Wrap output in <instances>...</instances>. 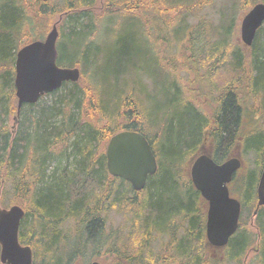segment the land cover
<instances>
[{"label": "trees", "instance_id": "16d2710c", "mask_svg": "<svg viewBox=\"0 0 264 264\" xmlns=\"http://www.w3.org/2000/svg\"><path fill=\"white\" fill-rule=\"evenodd\" d=\"M224 1L214 30L200 18L194 25H182L186 16L215 0H0V190L4 196L8 185V205L24 209L19 241L31 247L33 264H70L75 259L83 263L81 254L90 246L95 257L111 258L108 264H239L254 245L240 219L246 209L260 237L254 262L264 264V206H256L264 135L253 129L237 133L239 118L249 111L241 103L243 90L264 108V26L245 55L231 42L235 18L257 0ZM54 23L57 65H80V77L86 73L91 82H63L45 94L62 90L54 103H25L17 112L16 51L42 39ZM101 30L112 35L111 40H98ZM169 31L180 40L181 60L169 54L156 70L147 71L142 64L147 42L155 46L161 39L169 45ZM154 34L156 39H150ZM204 62V95L211 96L216 88L219 92L210 114L185 94L179 80L182 70L186 83L196 85L198 64ZM220 68L233 78L214 87L212 78ZM147 78L158 93L155 109H145L139 99L140 94L152 97L144 83ZM240 78L242 89H237ZM193 85L186 87L193 92ZM250 108L259 112L261 107ZM9 115L17 118L15 130L7 125ZM146 115L153 120L148 122ZM124 129L142 133L156 149L157 170L139 191L106 169L105 146ZM205 139L214 144L210 156L217 163L233 143H239L243 153L256 154V165L245 169L236 196L241 204L238 229L222 248L206 242L207 203L188 173L189 160ZM52 161L59 163L50 168ZM113 208L128 210L129 236L123 242L116 229H106V214ZM68 219L78 222V247L66 249L59 245L65 236L58 228ZM179 227L182 233L177 235ZM153 233L168 237L157 253L150 248Z\"/></svg>", "mask_w": 264, "mask_h": 264}, {"label": "water", "instance_id": "95a60500", "mask_svg": "<svg viewBox=\"0 0 264 264\" xmlns=\"http://www.w3.org/2000/svg\"><path fill=\"white\" fill-rule=\"evenodd\" d=\"M263 22L264 2L260 1L254 3L242 17L240 38L245 46L252 44ZM57 38L58 30L54 23L43 39L28 42L16 52L13 82L17 112L22 104L37 102L41 96L59 89L63 82L79 79L78 67L57 65ZM105 157L108 173L129 182L136 191L144 188L148 177L157 170L151 145L137 131L124 129L114 133L106 144ZM241 166L239 155L217 163L203 152L191 161V182L207 202L205 237L207 244L213 248L224 247L239 226L241 204L230 195L228 184ZM256 198V206H264V151ZM23 216L24 209L18 204L3 208L0 203L1 264H33L31 247L19 241ZM89 264L102 263L93 260Z\"/></svg>", "mask_w": 264, "mask_h": 264}, {"label": "rangeland", "instance_id": "374dc122", "mask_svg": "<svg viewBox=\"0 0 264 264\" xmlns=\"http://www.w3.org/2000/svg\"><path fill=\"white\" fill-rule=\"evenodd\" d=\"M256 2H260V0L255 1V3ZM224 3H226L224 0H215L214 3L204 7L202 10L198 11L195 15L186 16L185 21H184L185 23L182 26L194 25L196 23V21L200 18V19H204L205 21H207V23H211V25L214 28V26L216 24H218V20L220 18V11L223 8ZM251 6L247 7V9H245V10L238 11V14L236 15V18H235V29H234L232 37H231V42L233 44L239 45L242 48L245 55L249 54L250 47L245 46L241 41L240 24H241V20H242L243 15L247 12V10ZM177 24H179V22ZM263 26H264V23H263ZM102 28H103V26H102ZM215 29H217V28H214V30ZM147 30H148V28H147ZM149 30H152V28H149ZM173 32L174 31H169V34H171L173 37V38H171L173 41H171V44H169V45L165 41L162 43L161 39L155 41V46L150 45L147 42V47H146V52H145L146 57L144 56L143 60H142V64L144 65V68L147 71L156 70L158 62L163 61V58L167 57L169 54L175 55L174 60H176V59L181 60V55L178 54V51L180 52L183 49L179 45L180 40L178 39L179 41H177L175 39V33H173ZM45 35L43 36V38L45 37ZM156 37L157 36L154 34V36L152 35V37L150 39L153 38L155 40ZM103 38L105 41H108V40H111L112 35L106 36V34L101 30V33H99L97 39L103 40ZM150 39L147 38L148 41ZM199 40H200L199 42H204L203 39H199ZM102 50H105V49H102ZM94 51H95V49H94ZM104 53H105V51H101L100 55L103 56ZM204 65H205V62L198 64L199 68L201 69L200 70L201 73L198 74L199 77H197L195 79L196 85H193V83H190V84L186 83L187 73L185 71H182V70L179 72V75H180L179 80H180V82H182L184 84L183 87H185V91H186L185 94L191 100L194 99L195 101L199 102L201 104V107H203L204 110L208 114H210L212 111H214L216 109V98H217L219 92L216 91V90H218L216 88L212 92L211 96L207 97L206 95H204V92L206 91V88H205L206 82L203 80V77L200 78L203 74V69L205 68ZM76 67H78L79 69L81 68L80 65H77ZM84 75H85V77L84 76L79 77V79H78L79 84H83V83L88 84V82H91L89 80L87 82L86 81L87 74L84 73ZM232 78H233V75L229 71H224L220 68V69L216 70V72L212 78L213 79V85L215 87V85H220V84H222V82L228 81ZM241 82H242V78H240V80H239V85H238L239 87L236 86L237 89L238 88L242 89ZM69 83H71V82H69ZM144 83L148 87L149 90H147V91L152 95V97L150 99L149 96L140 94L139 99L142 102V105L145 109H155L157 107V103L159 102L158 93L154 92V89H153V91L150 89V87L153 85H151L148 78L144 79ZM191 85H193L192 88L194 90H197V91L194 92V90H193V92H192V91H190V89L188 87H186V86L191 87ZM61 91L62 90L57 91V93L55 95L52 93L49 95H45V96H43V99L39 98L40 100L38 99V101L39 102H41V101L46 102L47 104L54 103V101L57 99V97L61 93ZM242 92L240 94L241 103L243 104L242 106L243 107L245 106L246 109L249 110L247 112V114L243 115L241 118L240 128H241L242 132L243 131L247 132V131H250L251 129H253V130H256V132L259 131V132L263 133V135H264V108H262V106L259 105L260 102H257L255 100V97L253 96V94L245 91V93L243 95ZM262 101H263V99H262ZM14 103L15 104L17 103V98H15ZM253 105L255 108H257L258 106L261 107V108H259V112L258 111L251 112L250 107H252ZM152 111L156 112L155 110H152ZM148 118H149V120H148ZM16 119H17L16 116H11V115H9L7 118V125L9 127H12L13 130H15L17 128V125H18ZM59 119H60V116H57L55 118L56 121H58ZM147 120H148V122H150V120H153V117L147 116ZM211 123H212V121H211ZM152 135H153V131H151L150 137H152ZM105 148H106V146H105ZM58 149H59V147L56 150H58ZM154 151L156 153L155 148H154ZM64 155H65V152L60 147V152H59L60 157L59 158H60V164H62V165L65 164V160H66V159H64ZM233 157H235V156H233ZM240 158L242 161L243 169L241 168V170L238 171V173L235 175L234 179L231 181L230 185H228L230 194L232 196H235V197L238 194V190L240 188V184L242 181V175H243L245 169L252 168V167H254V165H256L255 164L256 163V161H255L256 154L252 151H248L245 153L242 152ZM191 159L189 160L190 164L192 161ZM70 160H71V158H70ZM52 162L53 163L50 165V168L59 163L58 161H52ZM50 168H49V171H50ZM188 168H189V166H188ZM10 192H11V189L9 188L8 185L5 188L4 196H2V192L0 190V203H1V206L3 208H7L10 206V205H8V199H9V196L11 195ZM13 204H16V203H13ZM13 204H11V205H13ZM206 209H207V206H206ZM127 215H128V210L114 209V208L110 209L106 214V223H107L106 229H109V230H115L116 229L117 234L120 235L119 242L124 241L125 235L129 236V224H128ZM240 219L243 221L244 227L248 231H250L251 234L253 235L254 245L249 250H247L245 252V254L242 256L239 264H256V262H254L255 258H256V255H255L256 251L255 250H256L257 243L259 242L260 237L258 236L257 228L254 224V217L251 213H249V210L246 209V210H243ZM58 229L60 230V235L65 236L64 241L59 243L61 248H63L65 246V248L67 249V247L69 248L73 245H77V247H78V222L77 221H75L74 219L65 220L59 225ZM176 232H177V235L181 234L182 233L181 227L177 228ZM152 235L153 236H151L152 239H151L150 248H151L153 253H157L160 251L162 244L168 239V237L164 234H159V233H153ZM94 251H95L94 248L90 246L86 250H84V252L81 254V259H82L83 263H81V261H78V259H75L72 262H77L80 264H88L90 261L98 260L102 264H108V262L111 260V258L109 259L108 256H105V257L96 256L95 257ZM218 254H220V252H218ZM224 264H238V263L231 262V261H227V262L225 261Z\"/></svg>", "mask_w": 264, "mask_h": 264}, {"label": "flooded vegetation", "instance_id": "af4514ba", "mask_svg": "<svg viewBox=\"0 0 264 264\" xmlns=\"http://www.w3.org/2000/svg\"><path fill=\"white\" fill-rule=\"evenodd\" d=\"M241 105V104H240ZM212 123H214L213 124V127H216V123H215V121L213 120L212 121ZM240 125H241V119L239 118V121H238V124H237V133L238 134H241L242 133V130H241V128H240ZM210 142V143H209ZM234 145H232L231 147H230V150L228 151V153H227V155H226V158L223 160V161H225L226 159H228V158H231V157H233V156H241V153H242V151H241V146H240V144L239 143H233ZM213 147H214V144L211 142V140H209V139H205V143H204V145H201L200 146V148H199V152L196 154V155H194L193 157H191L192 159L193 158H195L197 155H199L200 153H203V152H205V153H207L209 156H210V154H211V151L213 150ZM239 151H238V150ZM211 157V156H210ZM212 158V157H211ZM222 161V162H223ZM221 163V162H220ZM243 167V166H242ZM189 170H190V163H189V168H188V173H189ZM241 169H239L238 171H240ZM238 171L234 174V176H233V178H232V180L234 179V177H235V175L238 173ZM189 177H190V175H189ZM231 180V181H232ZM231 183V182H230ZM230 185V184H229Z\"/></svg>", "mask_w": 264, "mask_h": 264}, {"label": "bare ground", "instance_id": "6f19581e", "mask_svg": "<svg viewBox=\"0 0 264 264\" xmlns=\"http://www.w3.org/2000/svg\"><path fill=\"white\" fill-rule=\"evenodd\" d=\"M251 45H252V44H251ZM251 45H250V46H251ZM250 46H248V47H250ZM21 47H22V46H21ZM19 49H20V48H19ZM19 49H18V50H19ZM18 50H17V51H18ZM17 51H16V52H17ZM15 57H16V54H15ZM56 58H57V57H56ZM78 81H79V80H77V81H75V82H78ZM65 82H70V81H65ZM71 83H72V82H71ZM61 86H62V85H61ZM41 97H42V96H41ZM41 97H40V98H41ZM127 130H129V129H127ZM132 131H135V130H132ZM137 132H138V131H137ZM139 133H140V132H139ZM145 138H146V137H145ZM147 141H148V140H147ZM148 142H149V141H148ZM149 144H150V143H149ZM151 148H152V147H151ZM152 151H153V149H152ZM263 151H264V150H263ZM153 153H154V152H153ZM154 155H155V154H154ZM106 169H107V165H106ZM107 172H108V171H107ZM147 181H148V179H147ZM147 181H146V183H147ZM146 183H145V185H146ZM132 189H133V188H132ZM142 189H143V188H142ZM135 191H136V190H135ZM237 229H238V228H237ZM227 243H228V242H227ZM90 262H91V261H90ZM90 262H89V263H90ZM72 263H77V262H72ZM72 263H70V264H72ZM89 263H88V264H89Z\"/></svg>", "mask_w": 264, "mask_h": 264}]
</instances>
